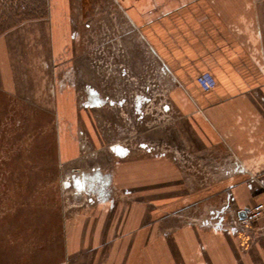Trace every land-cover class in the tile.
Segmentation results:
<instances>
[{
	"label": "crops",
	"instance_id": "1",
	"mask_svg": "<svg viewBox=\"0 0 264 264\" xmlns=\"http://www.w3.org/2000/svg\"><path fill=\"white\" fill-rule=\"evenodd\" d=\"M48 1V16L24 28L23 47L0 38V84L10 92L23 81L36 95H47L48 85L53 98L59 188L69 194L55 264H264L256 225L230 224L232 211L247 213L264 200V0ZM32 50L42 68L16 81L5 70L11 56ZM98 59L113 66L102 69ZM159 68L168 112L165 127L146 140L161 132L173 151L203 159L196 173L230 176L191 180L173 151L125 149L132 136L106 130L117 128ZM79 85L100 99L96 117L91 106L74 113ZM104 98L126 101L112 108ZM64 118L84 130L83 144L61 138ZM81 173V184L62 183ZM208 209L220 212L206 223Z\"/></svg>",
	"mask_w": 264,
	"mask_h": 264
},
{
	"label": "rangeland",
	"instance_id": "2",
	"mask_svg": "<svg viewBox=\"0 0 264 264\" xmlns=\"http://www.w3.org/2000/svg\"><path fill=\"white\" fill-rule=\"evenodd\" d=\"M37 1L0 0V32L4 31L0 34V38L2 36L11 37L15 50L19 44L23 47L24 39L27 36L23 31L24 28L31 22L39 18L45 19L48 16L49 1L43 0V5ZM16 2L20 4V7L18 10L16 8V10H11L14 8L11 6H16ZM14 11H16L15 14L20 13H18V18L16 17L17 22L7 24L6 16ZM40 11H42L41 17L34 18ZM98 46L99 44L94 48L98 50ZM35 52L32 50V56H28L30 52L27 47L28 55L23 54V58L15 54L16 56H13L16 59L15 62H19L18 58L24 59L23 62H19L20 65L17 67L14 66L11 56L12 62L7 61L9 66L5 70L14 75L16 81H18L19 75L22 76L21 80L28 74L36 75L44 61L42 63L35 58L38 51ZM16 53L19 52L16 51ZM98 62L102 69L110 70V66H113L111 59H98ZM107 72L110 73V71ZM122 75L125 77L124 73ZM162 75L164 74L159 68L157 74L149 77V81L153 79V82L139 85L141 88L137 94L138 99L131 103L132 107L130 106V108L132 109L123 108L120 113L121 119H118L121 123H118L117 128L114 125L107 126L106 130L111 128L122 138L132 136V141L123 142L122 148L129 149L131 145L132 148L143 154H162L164 156L166 154L169 156L174 153V159L179 161L178 163L186 165V167L189 166L190 171H187V175L191 180L198 176H201L202 179L208 178V180L210 177L213 180H220L222 177L230 176L228 173L219 174V177L213 176L211 173L206 176L204 173H196L193 166L205 165L203 159L196 158L191 153L173 151L171 146L165 145V138L162 139L160 136L161 132L154 133L156 142L146 140L144 135L149 130L155 129V127H165V114L168 112V106L165 103L167 94L159 86ZM20 82V84L13 85L12 88L16 90L10 92L3 90L0 84V264H55L63 257L64 229L61 215L62 212H66L65 208H67L63 198H67L66 196L69 194L66 195L65 190L59 188L61 179L58 176L59 162L56 156L59 134L51 101L53 98L48 93V85L45 89L47 95H36L30 90H25V84L23 81ZM77 88V91L74 92L77 113L72 112L80 116L81 112L91 106L90 112L93 117H96L97 110L93 107L101 102L100 99L94 95L92 102H89L87 93L79 91L80 85ZM20 92L22 95H19ZM125 101L126 99L122 98L117 102L110 99L105 102L113 108L123 105L121 103H125ZM136 102L140 106V110L143 111L144 119L134 114ZM100 105L103 106V104ZM67 119H63L66 121L64 127L67 134H64L65 136L61 134V138L64 137V140L70 138L74 145L83 144L86 141L84 130L80 126H76L75 123L70 124ZM147 119L148 123L145 126L144 123ZM130 120L133 122L132 124L129 123ZM94 126L96 130L97 124L95 123ZM104 129L103 127L102 131ZM85 155L86 153L84 155L82 153L77 160L80 157V159L84 158ZM218 164L221 165L219 162ZM65 181V177H63L62 183ZM81 195L85 196L84 193ZM61 202H63L62 205ZM225 205L219 210H226ZM219 210H209L203 221L210 222V215L219 213Z\"/></svg>",
	"mask_w": 264,
	"mask_h": 264
},
{
	"label": "built area",
	"instance_id": "3",
	"mask_svg": "<svg viewBox=\"0 0 264 264\" xmlns=\"http://www.w3.org/2000/svg\"><path fill=\"white\" fill-rule=\"evenodd\" d=\"M72 178L74 177L67 176L65 182L70 183ZM230 224L232 228H246L255 224L257 232L264 235V200L251 207L245 218H240L238 212L232 211Z\"/></svg>",
	"mask_w": 264,
	"mask_h": 264
},
{
	"label": "flooded vegetation",
	"instance_id": "4",
	"mask_svg": "<svg viewBox=\"0 0 264 264\" xmlns=\"http://www.w3.org/2000/svg\"><path fill=\"white\" fill-rule=\"evenodd\" d=\"M87 93V96H88V101L89 102H92V100H93V96L89 93V91L88 92H86ZM138 97V95L136 96V98L134 99V101H137V98ZM104 100L105 101H108V99L107 98H104ZM87 101V100H86ZM121 104H123L124 105V102L123 103H121ZM141 108H140V106H138L137 105V102H136V105H135V108H134V114H135V116H138V117H141V118H143L142 116H144V114H143V111H141L140 110ZM144 119V118H143ZM82 174L83 173H81V176H77L76 178L74 177V178H72V181L73 182H76V183H82ZM72 176V175H71ZM71 181V182H72ZM65 183H68V182H65ZM91 199V198H90Z\"/></svg>",
	"mask_w": 264,
	"mask_h": 264
},
{
	"label": "trees",
	"instance_id": "5",
	"mask_svg": "<svg viewBox=\"0 0 264 264\" xmlns=\"http://www.w3.org/2000/svg\"><path fill=\"white\" fill-rule=\"evenodd\" d=\"M38 1H39V2H38ZM38 1H37V3H41V4L44 3L43 0H38ZM17 5H18V6H17ZM42 5H43V4H42ZM11 7H14V8H11V10H16V9L18 10V8L20 7V4H19L18 2H16V6H11ZM15 8H16V9H15ZM15 12H16V11L13 12L14 14H13V13H10V14H8V15L6 16V19H7V20H6L5 22H6L7 24H15V23L17 22L16 20H17V18H18V16H19V15H18L19 12H18L17 14H15ZM19 14H20V13H19ZM32 15H34V14L32 13ZM37 15H38V16L35 15L34 18H37V19H38L39 17H41V15H42V11H40L39 13H37ZM16 17H17V18H16ZM3 32H4V31L2 30V31L0 32V34H2Z\"/></svg>",
	"mask_w": 264,
	"mask_h": 264
},
{
	"label": "water",
	"instance_id": "6",
	"mask_svg": "<svg viewBox=\"0 0 264 264\" xmlns=\"http://www.w3.org/2000/svg\"><path fill=\"white\" fill-rule=\"evenodd\" d=\"M239 217L240 218H245L246 217V213L245 212H240L239 213Z\"/></svg>",
	"mask_w": 264,
	"mask_h": 264
}]
</instances>
